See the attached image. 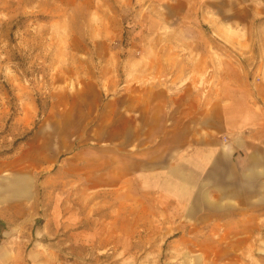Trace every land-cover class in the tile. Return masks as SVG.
<instances>
[{"label":"rangeland","instance_id":"obj_1","mask_svg":"<svg viewBox=\"0 0 264 264\" xmlns=\"http://www.w3.org/2000/svg\"><path fill=\"white\" fill-rule=\"evenodd\" d=\"M88 9L83 0H0V231L32 232L34 264H264V189L237 207V220L217 222L138 184L88 188L72 158L96 144L90 132L113 76L91 55L130 34L98 29ZM212 36L216 60L178 63L187 73L174 79L207 87L211 99L237 76V49Z\"/></svg>","mask_w":264,"mask_h":264},{"label":"crops","instance_id":"obj_2","mask_svg":"<svg viewBox=\"0 0 264 264\" xmlns=\"http://www.w3.org/2000/svg\"><path fill=\"white\" fill-rule=\"evenodd\" d=\"M87 2L84 12L96 16L98 29L130 32L120 48L108 42L106 54L91 55L113 76L90 132L96 144L72 158L88 188L138 184L167 201L184 200L188 215L237 220V207L252 205L253 191L264 189V0ZM210 33L237 49V76L212 99L207 87L194 92L174 81L187 73L178 63L216 60ZM151 76L159 80L145 81ZM32 234L1 230L0 264H34L26 252Z\"/></svg>","mask_w":264,"mask_h":264}]
</instances>
